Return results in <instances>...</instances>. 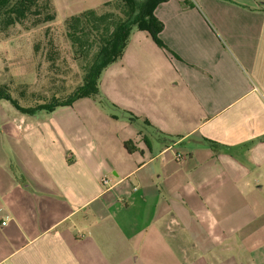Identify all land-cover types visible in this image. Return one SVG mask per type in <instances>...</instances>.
<instances>
[{"label": "crops", "instance_id": "crops-1", "mask_svg": "<svg viewBox=\"0 0 264 264\" xmlns=\"http://www.w3.org/2000/svg\"><path fill=\"white\" fill-rule=\"evenodd\" d=\"M154 16L166 49L132 30L115 63L175 139L5 105L0 264H264V0H167Z\"/></svg>", "mask_w": 264, "mask_h": 264}, {"label": "rangeland", "instance_id": "rangeland-1", "mask_svg": "<svg viewBox=\"0 0 264 264\" xmlns=\"http://www.w3.org/2000/svg\"><path fill=\"white\" fill-rule=\"evenodd\" d=\"M98 1L57 0L60 13L54 21L30 27L29 20H26L0 31V86H6L12 98L21 106L35 108L38 105L50 104L54 99L65 100L79 86L86 83L83 81L98 50V32L109 25L98 21V32L89 31L87 27L90 26L86 25V31L79 35L76 44H72L66 36L64 20L68 18L66 15L86 11L97 5ZM121 7L118 0L110 6H100L94 9V18L100 15H110L106 21L121 18ZM94 18L89 17V20L93 21ZM137 31L133 29V32ZM128 44L129 37L120 57ZM115 62L99 72L93 91H87L83 97L63 109L57 108L52 112L34 111L29 115L33 123L38 120L43 126H51L53 120L61 118L62 121L63 117L65 123H78V126H114L121 135H124L126 128L129 132H137L136 135L142 134L155 146L171 143L175 136H165L149 128L147 120L151 121L153 117L152 108L148 107V102L136 91V85L140 82L137 84L135 78L141 74L133 72L121 59ZM144 71V81L153 80L150 79V70L145 68ZM162 73L161 71L160 74ZM150 83L142 84L146 87ZM121 99L126 100L128 107L120 106ZM2 103L0 111H3L5 105L13 108L9 101L0 100V104ZM141 110L145 111V114H140ZM133 134L128 133V137ZM125 142H128V147L133 151L135 141L128 138ZM180 148L181 146L176 147L175 151ZM174 230L175 227L170 228V232ZM199 262L200 260H196L193 264Z\"/></svg>", "mask_w": 264, "mask_h": 264}, {"label": "trees", "instance_id": "trees-1", "mask_svg": "<svg viewBox=\"0 0 264 264\" xmlns=\"http://www.w3.org/2000/svg\"><path fill=\"white\" fill-rule=\"evenodd\" d=\"M167 0H118L121 7V18L106 19L110 15H100L96 18L94 9L86 10L66 18V36L72 44H76L79 35L84 33L86 25L89 31L98 32V21H104L109 26L102 28L98 32V50L93 56V61L89 67L88 75L84 79V85L79 86L66 99H54L50 104L38 105L35 108L21 106L17 100L13 99L6 86H0V100L9 101L10 104L21 114L31 115L36 110L52 112L57 108L68 107L74 101L83 97L87 91H93L95 81L99 72L106 66L117 61L126 45V41L133 29L146 32L151 40L159 48L166 49L159 35L163 25L154 16V10L160 3ZM113 2L102 4L110 6ZM117 6V4H116ZM89 17L94 18L93 21ZM57 18V12L53 0H0V31L29 20L30 27L46 24ZM109 22V23H108ZM77 27V28H76ZM128 142L124 143L125 149L131 152Z\"/></svg>", "mask_w": 264, "mask_h": 264}, {"label": "built area", "instance_id": "built-area-1", "mask_svg": "<svg viewBox=\"0 0 264 264\" xmlns=\"http://www.w3.org/2000/svg\"><path fill=\"white\" fill-rule=\"evenodd\" d=\"M103 182L106 183L105 180H103ZM2 225H4V223H2Z\"/></svg>", "mask_w": 264, "mask_h": 264}]
</instances>
